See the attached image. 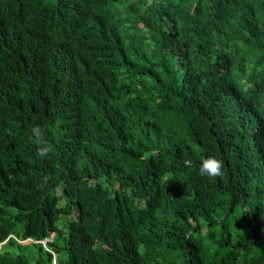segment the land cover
<instances>
[{
  "label": "trees",
  "instance_id": "16d2710c",
  "mask_svg": "<svg viewBox=\"0 0 264 264\" xmlns=\"http://www.w3.org/2000/svg\"><path fill=\"white\" fill-rule=\"evenodd\" d=\"M143 2L0 0V264H264V0Z\"/></svg>",
  "mask_w": 264,
  "mask_h": 264
},
{
  "label": "clouds",
  "instance_id": "9594fccd",
  "mask_svg": "<svg viewBox=\"0 0 264 264\" xmlns=\"http://www.w3.org/2000/svg\"><path fill=\"white\" fill-rule=\"evenodd\" d=\"M137 1L138 0H128V2H132L133 4H135V6L137 4ZM153 1L154 0H144L143 3L146 6H148V5H151ZM93 21L96 24V28L101 27V26H99L97 21H95V20H93ZM31 131H32L33 135L36 137V142L39 145V147L37 148V155L40 157H44V156L48 155L52 150V145L46 139H44L43 130L40 128L39 125H35V126H33ZM183 163L186 167H192L193 166L191 161H183ZM223 168H224V163L221 159H217L215 156H208V157L202 159V161L199 165V174L201 176L214 179V178H217V177H220L223 175ZM57 190H59L61 193V190L59 187L56 188V191ZM10 236L15 238L18 242H20L22 244L23 243L28 244V243H25V241H29V243L36 242V243H40L44 248L48 249L47 248L48 243H50L53 240L54 232L50 233L49 236L41 238L39 240H34L31 237H28L26 239H19L14 234H11ZM3 243L4 242H0V247ZM54 259H55V254H53V262L55 261ZM54 264H55V262H54Z\"/></svg>",
  "mask_w": 264,
  "mask_h": 264
},
{
  "label": "rangeland",
  "instance_id": "374dc122",
  "mask_svg": "<svg viewBox=\"0 0 264 264\" xmlns=\"http://www.w3.org/2000/svg\"><path fill=\"white\" fill-rule=\"evenodd\" d=\"M56 194L60 195V191L57 190V191H56ZM247 208L250 210V207H249V206H248ZM25 243H29V241H25Z\"/></svg>",
  "mask_w": 264,
  "mask_h": 264
}]
</instances>
